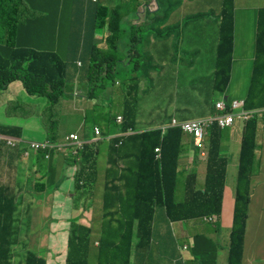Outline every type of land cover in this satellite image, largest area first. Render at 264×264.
<instances>
[{
	"label": "trees",
	"instance_id": "trees-1",
	"mask_svg": "<svg viewBox=\"0 0 264 264\" xmlns=\"http://www.w3.org/2000/svg\"><path fill=\"white\" fill-rule=\"evenodd\" d=\"M97 1L91 2L95 5L91 3L80 5V12L84 15L83 20H81V13L75 10L81 25L80 45H83L87 51L89 70L96 73L97 78H102V81L111 82L110 86L117 87L113 91H105L104 83L101 86L104 91L103 99H107L105 103L107 108L116 104L117 100H122L121 123L117 124L114 118L113 130L117 134L128 130L135 132L141 83L144 78L151 79L149 74L150 71H154V68L150 57H142L140 60L134 58L131 47L126 57L119 58L117 42L120 40L121 25L118 24L117 16L134 10L139 6V1L118 0L120 3L111 7L98 5ZM55 4V0H0V91L6 90L11 83L20 81L26 93L31 96H42L51 105L61 101L66 78L65 63L54 51L20 47L17 38L20 27L28 25L27 22L20 20L21 17H26L27 21L33 25L37 24L41 18L49 21L53 17L55 9L52 6ZM161 6L159 0H156V9L153 12L144 11L145 21L140 24L141 27L146 26L149 30H154L162 25L173 12V6L168 5L163 9ZM233 15L234 0H221L212 82L214 91L221 93L227 89L230 76L234 39ZM199 16L201 14L176 22L174 28L180 25L183 30L190 23L185 22ZM152 24H154L153 27H148ZM104 27L108 35L104 38L105 48L102 50L103 48L97 47L101 37H95V33L97 30H104ZM85 33L89 39L85 37ZM133 42L136 41L133 40ZM254 54L250 80L243 100L246 110L264 107V7L259 8L256 13ZM127 64L128 67L132 66L131 74L126 87H123L115 77ZM90 93H93L92 90L87 92L86 98ZM96 103L97 101H95L97 106ZM213 110H215L214 106ZM256 125V118L247 120L243 125L233 193L228 264H241L242 241L256 148ZM20 134L19 127L0 125V136L20 138ZM181 135L179 128H168L163 134L159 128H156L136 131L133 135L125 137L115 136L110 140L112 142L109 144L107 158L109 167L103 172L100 236L93 242L97 249V264H130L134 251L137 255L148 249L152 239V222L158 209L164 211L169 221L220 216L227 167V158L222 154L220 147L224 129L213 125L207 131L204 190L195 189V175L189 174L185 184V199L178 204L174 201V194L178 158L181 152ZM48 140L55 142L54 139L48 138ZM118 142L120 144H115ZM155 148L160 150L157 159ZM34 153L42 155L45 160L55 155L50 153L47 157L48 151L40 150ZM77 158V162L66 159L70 165L72 163L79 165L72 181L76 195L80 189L89 187L93 182L97 149L86 145ZM34 188L39 191L42 186L37 184ZM74 206L76 209L79 208L77 203H74ZM17 209L15 191L9 184H1L0 264H12ZM85 210L83 208V211ZM67 223L64 264H87L91 227L86 226L85 222L77 216L70 217ZM25 264H46V260L36 251L28 250Z\"/></svg>",
	"mask_w": 264,
	"mask_h": 264
},
{
	"label": "rangeland",
	"instance_id": "rangeland-1",
	"mask_svg": "<svg viewBox=\"0 0 264 264\" xmlns=\"http://www.w3.org/2000/svg\"><path fill=\"white\" fill-rule=\"evenodd\" d=\"M137 1H139V13L137 7L134 8V10L126 13L127 17L121 23L117 54L120 56L119 58L123 59L130 47H135L142 57L151 58L155 72L151 79L144 78L142 81L136 109V116L140 121L147 122L153 118L152 115L155 110L161 113L168 112L176 99L182 97L189 101L198 97L201 99L204 95L205 92L202 90L205 88V77L212 72V68L214 69L217 15L221 0H159L162 9L168 5L174 7L173 12L168 17L169 20L167 19L158 29L154 30H149L146 26L141 27L140 24L145 21L143 18H141L140 24L134 22L138 21L139 15H143L144 11L156 9V5L153 0ZM117 3L120 2L118 0H106L105 2L98 0L96 2L98 5L108 7ZM80 5L78 0H66L64 3L53 5L55 10L52 19L45 21L41 18L31 35V48L54 51L66 65L64 94L61 101L56 105H51L42 96L27 94L22 85L19 88H16V85L8 86L6 90L0 91V125L21 128L20 138L24 141L42 142L47 138L60 140L72 131L78 134L91 131L95 124L103 129L113 130L112 121L115 114L119 112L122 100H117L116 104L110 105L108 108L104 106L107 99H103L102 83L106 87L105 91H113L117 87L110 86L111 82H104L101 80L102 78H97L96 73L88 68V56L84 51H81L80 38L74 32V21L77 19L75 10L81 13ZM91 5L95 4L91 3ZM261 7H264V0H234L235 15L236 18H240L237 20L238 25L243 22L247 24V28H242V39L247 46L253 45L252 22L256 10ZM197 14H201V16L185 22L190 23L183 30L180 25L174 28L176 22L188 20V17ZM243 14L249 16H240ZM20 20L27 22L24 16ZM166 22L170 24L167 25ZM103 29L102 31L97 30L95 37H101V40L105 38L108 32H106V27ZM25 33L30 35V29L26 28ZM239 37L241 36L236 34V41ZM133 40L136 42L134 43ZM101 43L100 41L97 42V47L100 49H102ZM162 45L168 47L167 51L161 49ZM76 61L82 62V67H76ZM131 68L132 66L128 67L127 64L116 74L115 78L121 82L123 87H126L129 82ZM75 76L77 77L76 80H74ZM88 78L90 79L88 80ZM91 90L95 99H82ZM213 96L209 110L213 109L216 100H222V96L218 92H214ZM97 100H99V105L104 106L100 108V111L105 115L106 123L103 120H95L91 111V102L95 103ZM193 113L195 112L193 111ZM194 117H197V114H194ZM116 123L118 124L117 117ZM18 146L22 147L24 144L19 143ZM88 146L96 148L97 155L99 151L98 174L94 176L89 187L80 189L76 195L73 184L66 178L65 170L68 168L63 166L61 177L55 182L48 183L50 185L48 189L51 192L56 184L60 186V191L64 192L54 195L52 212H46L44 206H38V198H43L44 195L42 191L34 188L35 184L46 183L39 178V175L40 169L45 167L48 161H36L32 153L27 157L25 152L17 149L18 155L13 166L9 163L8 165L1 163L0 185L7 184L11 179L8 184L16 191L20 202L19 205L17 203L12 264H25V256L28 250L36 251L38 255L48 258L49 264H64L68 230L67 220L74 216L81 218L86 226L91 227L87 264H97V249L93 242L100 236L103 172L106 168L105 158L108 144L102 141L100 144H89ZM81 150H77L78 154ZM6 151L9 150L3 147L0 153L4 154ZM56 155L62 158L69 156L70 160L78 161L77 155L70 158V152L59 151ZM199 160L203 161L202 159ZM72 164L75 170L79 169L77 163ZM107 167H109L108 163ZM186 175L185 171H180L177 174L174 201L178 204L185 199ZM92 187L94 191L90 197ZM181 199L183 200L178 201ZM22 200H28L30 203L25 204ZM89 200L90 204L88 205ZM74 203L79 205L78 209L75 208ZM83 208L86 210L83 211ZM210 218L212 219L211 216ZM205 224L209 226L207 223ZM56 226L59 229L53 236L54 233L51 230ZM132 263L133 257L130 264Z\"/></svg>",
	"mask_w": 264,
	"mask_h": 264
},
{
	"label": "crops",
	"instance_id": "crops-1",
	"mask_svg": "<svg viewBox=\"0 0 264 264\" xmlns=\"http://www.w3.org/2000/svg\"><path fill=\"white\" fill-rule=\"evenodd\" d=\"M66 0H55L56 4L64 3ZM81 5H87L89 2L95 0H78ZM153 3L156 5V0H153ZM173 6V5H171ZM174 7V6H173ZM155 9L150 10L153 12ZM219 10L218 9V21H219ZM138 11V7H137ZM139 13V11H138ZM256 13L253 18V32L255 39V29H256ZM240 16L247 17L248 14H243ZM126 14H120L117 16L118 24L126 19ZM84 15L81 13V20H83ZM141 18L144 19V14L139 15L138 21L134 22L135 24L141 23ZM168 19V18H167ZM166 19V20H167ZM165 20V21H166ZM169 20V19H168ZM240 18H236L235 11L233 15V50L231 56V68L230 76L227 89L221 93L222 100L219 101H232V100H244L248 83L250 80V73L254 61V39L252 41L253 45L247 46L243 42L242 34L243 27L247 28L246 23H241L238 25ZM78 20L75 19L74 23V32L76 36L80 37L81 25L78 24ZM164 21V22H165ZM163 22V23H164ZM27 26H21L17 35L18 45L20 47H31L32 40L31 35L38 24H31L28 22ZM162 23V24H163ZM172 23V22H171ZM166 24H170L166 22ZM154 24L149 25L148 27H153ZM30 29V35L25 33V29ZM236 34H239V37L236 41ZM251 36V32H250ZM85 37L89 39L85 33ZM99 38V37H97ZM135 41V40H134ZM101 47L104 49V38L101 40ZM81 51L87 53L83 45H80ZM171 49L173 47H170ZM162 50L167 51L168 47L162 45ZM204 49V48H202ZM205 49H207L205 47ZM161 51V50H160ZM134 55L136 59H142V56L139 54V50L133 48ZM215 54H216V45H215ZM80 63V66H78ZM76 67H82V62L76 61ZM154 71H150V77H152ZM242 75V76H241ZM244 79H243V78ZM77 77H74L76 80ZM213 82V68L212 72L205 77L204 86L202 91L204 95L200 99H190L187 101L185 98L176 99L173 107L168 110V112H157L155 110L152 115V119L147 122H141L140 119L136 116V131H146L151 129L160 128L166 126L170 123L172 119L177 121H189L194 119H199L203 117L210 116L214 114V110L210 109L211 100L214 97V91L212 87ZM16 85V88H19L22 83L16 81L11 83L9 86ZM23 87V85H22ZM84 96V95H83ZM82 99H95L94 95L90 94L87 98L84 96ZM97 106L95 103L91 102L92 113L95 120H103L104 123L107 122L105 115L100 111V108H103V105H99V100H97ZM209 110V111H208ZM122 104L119 106V112L115 114V118L121 115ZM193 111L195 113H193ZM194 114H197V117H194ZM244 124L239 121H235L231 128L224 129V136L221 143L222 154L227 158V167H226V178L225 185L222 193V202H221V211L220 216H211L210 221L202 219H192L186 221H169L166 214L163 210L158 209L153 218L152 224V239L148 249L143 250L140 254L135 255V251L132 253L133 263L132 264H228V248H229V235L232 225V212H233V193L235 190L236 182V172L237 164L239 157L240 142L242 137V130ZM98 127L100 129L99 138L94 135L93 128ZM108 131V133H106ZM76 133L80 139L83 140L86 144H100L102 141H105L107 146V155L105 158L106 168H107V158L109 154V144L112 138L117 136L115 130L103 129L98 125H93L92 130L88 132H82L78 134L75 131L70 132ZM68 134V135H69ZM67 136V135H66ZM64 136V138L66 137ZM12 137V136H9ZM18 138V137H14ZM63 138V139H64ZM21 139V138H20ZM63 139L57 140L55 142H60ZM103 139V140H102ZM48 140V138L46 139ZM190 141V143H187ZM118 144V143H115ZM3 147L7 148L9 151H6L4 154L0 153V165L8 163L13 166L17 158V149L25 151V145L22 147L10 148L4 142L2 143L0 151ZM198 150H196L192 144V139L187 134L182 133L181 135V152L178 158V167L177 171H185L187 173L185 178V184L188 179L189 174L195 175V189L202 191L203 181L205 177V167L206 160L200 161L198 157ZM32 156L39 160L43 159L42 155H36L32 153ZM98 158L99 151L96 159L95 165V176L98 174ZM48 161V164L45 167L40 169L39 178L45 181V184L41 182L38 185L42 186L43 198H38V206H44L46 212H52V206L54 204L53 197L57 194L64 193L60 191V186L55 185L54 190L51 192L49 190L48 183L55 182L61 177V172L63 171V166L68 169L65 170L66 178L73 184L76 170H73V165H70L69 161L63 159L61 156L52 155ZM33 165V164H32ZM11 181V179L9 180ZM8 181V182H9ZM7 182V184H8ZM37 185V184H35ZM34 185V186H35ZM197 187V188H196ZM13 190L14 188L11 187ZM15 191V190H14ZM93 187L90 189V197L93 195ZM76 192V190H75ZM74 194H77L75 193ZM16 194V191H15ZM49 196V198H48ZM71 196V194H69ZM175 197V196H174ZM48 198V200H47ZM184 198V197H183ZM17 203L20 204L18 197L16 195ZM37 199V198H36ZM178 200V201H182ZM23 203L29 204L30 201L22 200ZM76 211V210H75ZM255 214V215H254ZM208 218V217H207ZM260 218V219H259ZM207 223L209 226H207ZM261 223V224H260ZM59 229L57 226L52 228L53 236L56 235V231ZM52 236V237H53ZM186 247L183 249V247ZM46 264L48 263V258L45 257ZM241 264H264V121L257 120L256 125V148L254 152V162L252 166L251 173V191H250V200L248 204L247 219L244 227V235L242 241V256Z\"/></svg>",
	"mask_w": 264,
	"mask_h": 264
},
{
	"label": "built area",
	"instance_id": "built-area-1",
	"mask_svg": "<svg viewBox=\"0 0 264 264\" xmlns=\"http://www.w3.org/2000/svg\"><path fill=\"white\" fill-rule=\"evenodd\" d=\"M214 107L215 112L210 116L182 122L172 119L168 125L161 127L160 130L163 134L168 128H179L182 133L191 137L194 148L199 152L198 157L202 160H206L207 152L205 149V139L207 131L211 126L216 125L221 129L230 128L233 126L235 121L245 123L247 120L253 117L264 121V108L246 110L244 108L243 100H232L229 102L219 101L215 102ZM117 122L118 124L121 123L120 116L117 117ZM93 132L94 135L99 138L100 129L98 127H94ZM131 134L132 131L128 130L126 132L118 133V136L125 137ZM0 139L2 140L0 141V149L2 142L11 148L17 147L19 143L26 145L24 152L27 157L30 155V152H36L40 150L48 151L47 157L50 153L56 154L59 151L70 152L71 158L74 155H78L77 150H81L83 148V144H86L85 142L81 141L76 134H70L61 143H53L47 140L43 142H24L21 139L9 136H0ZM118 144H120V142H118ZM154 152L156 154L155 158H159V148H155ZM73 170L75 171L74 168ZM210 219L211 218H208V220ZM185 248L186 247L184 246L183 249Z\"/></svg>",
	"mask_w": 264,
	"mask_h": 264
},
{
	"label": "clouds",
	"instance_id": "clouds-1",
	"mask_svg": "<svg viewBox=\"0 0 264 264\" xmlns=\"http://www.w3.org/2000/svg\"><path fill=\"white\" fill-rule=\"evenodd\" d=\"M78 66H80V63H78ZM214 112H215V110H214ZM118 117V116H117ZM121 117V116H120ZM258 120V119H257ZM163 127V126H162ZM161 128V127H160ZM159 128V129H160ZM132 131V134L131 135H133L135 132L133 131V130H131ZM138 132V131H137ZM71 134H76V133H71ZM77 135V134H76ZM78 136V135H77ZM117 136H118V134H117ZM67 137V136H66ZM65 137V138H66ZM14 138V137H13ZM65 138L62 140V141H60V142H53V143H61V142H63L64 140H65ZM78 138L80 139V137L78 136ZM17 139H20V138H17ZM22 140V139H21ZM81 141H83L82 139H80ZM24 141V140H23ZM47 141H49V140H47ZM24 142H29V141H24ZM89 145V144H88ZM18 147V146H17ZM11 148V147H10ZM14 148H16V147H14ZM25 149H26V145H25ZM30 153H34V152H30ZM54 154V153H53ZM78 156V155H77ZM63 159H69V157H66V158H63ZM73 165V164H72ZM78 169H76V171H77Z\"/></svg>",
	"mask_w": 264,
	"mask_h": 264
},
{
	"label": "water",
	"instance_id": "water-1",
	"mask_svg": "<svg viewBox=\"0 0 264 264\" xmlns=\"http://www.w3.org/2000/svg\"><path fill=\"white\" fill-rule=\"evenodd\" d=\"M262 108H264V107H262ZM256 109V108H255ZM253 118H255V117H253ZM252 119V118H251ZM244 124V123H243ZM231 128V127H230ZM226 129V128H225ZM70 135V134H69ZM69 135H67V136H69ZM43 142V141H42ZM86 145H88V144H83V148H84V146H86ZM82 148V149H83ZM208 218H210V217H208ZM208 218L206 219V218H203V219H205V220H208ZM211 220V219H210ZM210 220H208V221H210Z\"/></svg>",
	"mask_w": 264,
	"mask_h": 264
},
{
	"label": "bare ground",
	"instance_id": "bare-ground-1",
	"mask_svg": "<svg viewBox=\"0 0 264 264\" xmlns=\"http://www.w3.org/2000/svg\"><path fill=\"white\" fill-rule=\"evenodd\" d=\"M255 215V214H254ZM260 219V218H259ZM261 224V223H260Z\"/></svg>",
	"mask_w": 264,
	"mask_h": 264
}]
</instances>
